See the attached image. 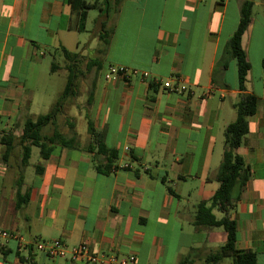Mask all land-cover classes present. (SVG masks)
Here are the masks:
<instances>
[{"label":"crops","instance_id":"1","mask_svg":"<svg viewBox=\"0 0 264 264\" xmlns=\"http://www.w3.org/2000/svg\"><path fill=\"white\" fill-rule=\"evenodd\" d=\"M85 1L96 7L75 12L67 0H0L2 154L3 136L15 139L0 158V264H73L37 252L40 241L86 243L98 255L134 256V264H178L187 254L190 264H202L226 241L221 228L192 221L219 188L224 130L241 94L226 46L250 0ZM251 2L252 10L264 6ZM241 44L250 63L245 93L257 108L236 150L250 177L230 215L236 249L264 264V17L252 13ZM60 48L77 56L75 91L56 122L73 141L52 145L38 172L26 174L17 141L26 119L51 109L52 77L66 83ZM47 55L60 58L54 72ZM109 67L149 76L106 79ZM169 79L179 91L163 87ZM92 130L116 153L105 174L92 163ZM17 193L27 196L20 208Z\"/></svg>","mask_w":264,"mask_h":264},{"label":"trees","instance_id":"2","mask_svg":"<svg viewBox=\"0 0 264 264\" xmlns=\"http://www.w3.org/2000/svg\"><path fill=\"white\" fill-rule=\"evenodd\" d=\"M120 2L121 0H117V6ZM67 3L71 10L75 12L96 7L95 4H88L85 0H67ZM252 7L253 3L251 1H245L242 4L237 28L226 46L227 52L236 61L238 89L241 94L239 101L233 106L236 115L235 120L227 125L224 130V150L215 176V179L219 182V188L208 202H201L196 206L192 221L193 226L196 228H221L226 234V241L216 251L208 254L202 264H220L227 258L230 259V264H256L255 254L252 251H239L236 249V224L230 215L250 177L248 166L243 158L236 154V150L248 132V120L255 114L257 108L256 97L245 93V83L250 70V63L241 44L242 36L251 21ZM59 51L66 62V83L60 97L48 113L24 121L22 134L17 141V145L22 149V166L27 165L32 147H36L39 150L40 159L45 160L52 152V145H66L73 141V139H66L60 135L56 122L57 117L61 115L63 102L75 91V59L77 56L67 52L64 48H60ZM261 66L264 68V59L261 61ZM51 67L54 72L57 65L52 63ZM49 125L54 127L52 134L42 136V129ZM1 141L5 146L2 154V159L5 161L6 156L14 148L15 139L10 135H4ZM89 152L94 153L92 163L98 173L105 174L111 170L112 163L116 159V153L105 148L102 134L94 130H92ZM102 157L105 158V163L102 161ZM39 169L40 166H36V171ZM16 197V206L20 208L26 203L27 196L20 197L17 193ZM213 211L220 213L221 217L217 218ZM178 264H190V255H185Z\"/></svg>","mask_w":264,"mask_h":264},{"label":"built area","instance_id":"3","mask_svg":"<svg viewBox=\"0 0 264 264\" xmlns=\"http://www.w3.org/2000/svg\"><path fill=\"white\" fill-rule=\"evenodd\" d=\"M111 76H120L124 79L136 76L140 80H146L149 75L147 73L129 71L123 67H109L105 78L108 79ZM175 79L176 81L178 80V78ZM163 87L172 92L180 90L178 82L173 84L171 79L164 82ZM1 235L3 237L8 236L6 232L1 233ZM34 248L37 252L43 253L49 258L65 259L73 264H134L135 259L134 256L118 258L114 255H98L93 253L86 243L69 247L59 241H40L34 244Z\"/></svg>","mask_w":264,"mask_h":264},{"label":"rangeland","instance_id":"4","mask_svg":"<svg viewBox=\"0 0 264 264\" xmlns=\"http://www.w3.org/2000/svg\"><path fill=\"white\" fill-rule=\"evenodd\" d=\"M93 1H95V0H93ZM98 1L100 2L101 0H98ZM250 1H258L261 4L262 3L264 4V0H250ZM252 11H253L252 12L253 16L257 20L260 21L264 17V6L263 5H259V6L255 7V8H253ZM47 59L49 61V66L52 63H55V64L56 63H60V58L59 57L53 58L50 55H47ZM64 85H65V78L64 77H62L61 75H54L52 77V84H51V88H50V93H52V99L50 100V104H49L51 108L53 107V105L56 103V101L60 97V95H61V93L63 91ZM44 111L45 110H43V109L41 110V112H40L41 115L45 113ZM60 116L61 115H59L57 117V120L60 118ZM32 117H33V119H35L34 116H32ZM56 127H57V125H56ZM53 129H54V127L49 125V126H47V127L42 129L41 135L42 136H47L48 134L53 132ZM1 154H2V150L0 148V158H1ZM39 163H40V159H39V155H38V149L36 147H32V152H31L30 158L28 160V164L24 168L26 174H33L34 170H35V167L37 165H39ZM215 216L218 218V217L221 216V214L216 211L215 212ZM215 249H217V247ZM227 260L228 259H225V261H227Z\"/></svg>","mask_w":264,"mask_h":264}]
</instances>
